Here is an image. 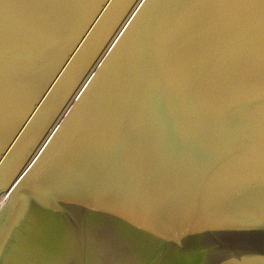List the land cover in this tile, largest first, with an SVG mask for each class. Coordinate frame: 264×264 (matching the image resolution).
I'll return each instance as SVG.
<instances>
[{"label":"water","instance_id":"obj_1","mask_svg":"<svg viewBox=\"0 0 264 264\" xmlns=\"http://www.w3.org/2000/svg\"><path fill=\"white\" fill-rule=\"evenodd\" d=\"M0 264H264V0H0Z\"/></svg>","mask_w":264,"mask_h":264},{"label":"rangeland","instance_id":"obj_2","mask_svg":"<svg viewBox=\"0 0 264 264\" xmlns=\"http://www.w3.org/2000/svg\"><path fill=\"white\" fill-rule=\"evenodd\" d=\"M6 196V200L8 199V197H9V194H8V196L6 195V192L5 191H1L0 192V201L3 199V197H5ZM6 202V201H5ZM4 202V203H5Z\"/></svg>","mask_w":264,"mask_h":264},{"label":"bare ground","instance_id":"obj_3","mask_svg":"<svg viewBox=\"0 0 264 264\" xmlns=\"http://www.w3.org/2000/svg\"><path fill=\"white\" fill-rule=\"evenodd\" d=\"M6 192V191H5ZM8 196V195H7ZM6 201V196L5 197H3V199L0 201V208H1V206L4 204V202Z\"/></svg>","mask_w":264,"mask_h":264}]
</instances>
